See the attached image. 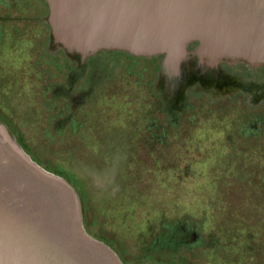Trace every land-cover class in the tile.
<instances>
[{"label":"water","instance_id":"water-1","mask_svg":"<svg viewBox=\"0 0 264 264\" xmlns=\"http://www.w3.org/2000/svg\"><path fill=\"white\" fill-rule=\"evenodd\" d=\"M45 1L47 48L73 64L106 50L159 56L156 88L171 113L186 91L255 95L259 80L235 69L264 66V0ZM0 264H125L86 230L77 189L33 160L1 119Z\"/></svg>","mask_w":264,"mask_h":264},{"label":"rangeland","instance_id":"rangeland-1","mask_svg":"<svg viewBox=\"0 0 264 264\" xmlns=\"http://www.w3.org/2000/svg\"><path fill=\"white\" fill-rule=\"evenodd\" d=\"M23 92L25 111L30 94ZM146 105L139 87L121 82L95 109L102 138L82 139L89 143L88 157L82 156L84 147L76 153L52 155L43 149L40 154L42 164L76 183L89 232L108 241L125 260L150 256L148 247L156 257L165 255L152 246L158 235L167 234L162 223L180 219L196 230L188 242L201 235L190 264H264V142L240 141L235 132L240 114L233 106L218 115L202 112L190 137L180 144L170 140L164 157L142 154L138 130ZM186 166L191 172L178 177ZM182 234L178 238L183 241Z\"/></svg>","mask_w":264,"mask_h":264},{"label":"flooded vegetation","instance_id":"flooded-vegetation-1","mask_svg":"<svg viewBox=\"0 0 264 264\" xmlns=\"http://www.w3.org/2000/svg\"><path fill=\"white\" fill-rule=\"evenodd\" d=\"M47 12L45 0H0V119L14 132L33 160L65 177L77 189L84 221L88 214L87 207L76 183L70 175L42 164L43 156L40 154L43 149L49 150L52 155L76 153L84 147L82 156L88 157L86 154L89 151L85 148L89 143H82V139L93 138L96 142L102 138L95 109L101 99L119 88L121 82L139 87L146 99L147 105L142 115L143 129L138 130L143 143L142 154L155 152L164 157L170 140L180 144L190 137L191 128L197 125L202 112L210 111L218 115L233 106L240 114L235 131L240 141L246 145L264 142V66L253 71L235 69L243 74L251 73L259 80L255 95L238 92L233 96L214 98L191 90L186 92L188 106L177 108L179 112L171 116L168 114L170 108L166 107L156 88L159 56L145 57L106 50L98 51L87 58L84 65L78 66L71 63L62 51L52 52L47 48L50 34V26L44 20ZM23 88L30 94L26 100L29 107L25 111ZM20 106L23 108L20 109ZM22 121L24 124H21ZM93 123H97V126L93 127ZM189 172L191 168L186 166L177 171V175L184 177ZM182 217L188 218L186 215ZM180 222L178 219L172 224L162 223L167 234L158 235L152 246L165 255L156 257L149 254L152 252L148 247L146 251L150 256L136 255L133 260H125L108 241L96 237L112 246L125 264H159L157 257L178 264H190L189 259L195 256L194 250L200 246L201 235L200 239L188 242L192 235L189 232L188 236H181L183 241L180 240L178 234L187 233L184 230L187 225ZM85 227L89 232L86 224ZM168 252L173 256H169Z\"/></svg>","mask_w":264,"mask_h":264},{"label":"trees","instance_id":"trees-1","mask_svg":"<svg viewBox=\"0 0 264 264\" xmlns=\"http://www.w3.org/2000/svg\"><path fill=\"white\" fill-rule=\"evenodd\" d=\"M112 247V246H111ZM139 263H144V262H139ZM134 264H138V263H134Z\"/></svg>","mask_w":264,"mask_h":264}]
</instances>
